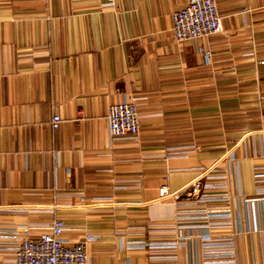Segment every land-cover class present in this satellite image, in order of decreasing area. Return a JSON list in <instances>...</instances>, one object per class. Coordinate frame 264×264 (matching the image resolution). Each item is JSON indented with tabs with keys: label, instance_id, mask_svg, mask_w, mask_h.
Listing matches in <instances>:
<instances>
[{
	"label": "crops",
	"instance_id": "0c3cea01",
	"mask_svg": "<svg viewBox=\"0 0 264 264\" xmlns=\"http://www.w3.org/2000/svg\"><path fill=\"white\" fill-rule=\"evenodd\" d=\"M216 1L222 32L177 43L190 0H0V208H56L71 245L97 238L89 264L171 258L126 248L141 240L178 242L163 264H264V0ZM130 96L139 135L114 139L109 108ZM213 168L228 199L188 197ZM194 206L231 217L169 233ZM44 222L0 211V229Z\"/></svg>",
	"mask_w": 264,
	"mask_h": 264
},
{
	"label": "built area",
	"instance_id": "2783aa9c",
	"mask_svg": "<svg viewBox=\"0 0 264 264\" xmlns=\"http://www.w3.org/2000/svg\"><path fill=\"white\" fill-rule=\"evenodd\" d=\"M105 7H114L115 0H103ZM223 30L222 17L216 0H190L188 5L174 13L173 34L177 43L188 40H196L218 34ZM206 61H211L209 52L203 51ZM143 99L138 97H126L119 103L109 108L108 127L112 138L136 137L139 135L141 124L138 114V106ZM62 117L54 115L51 128L57 131L60 128ZM263 176V175H259ZM225 171L217 168L204 170L199 178L195 179L187 187V195L190 198L202 201L228 199L226 192H219L216 187L204 184V179H225ZM180 193H170L165 184L159 189L160 199L176 198ZM102 204V203H98ZM254 206L255 201H251ZM55 209H32L24 205L1 207L2 213L22 214L30 218L37 216L47 224L29 223L19 228L0 229V247L11 251L15 260L13 264H89L88 245L96 241V237L86 234L85 239L71 245L64 239L67 231L65 221L56 217ZM202 208L194 206L190 209L178 210L174 222V228L168 230L175 233L176 229L188 227V222L212 219H229V214L212 213L209 216ZM222 225L218 223L217 225ZM230 226L231 224L228 223ZM129 250H137L150 253H172L167 259L151 258L152 264H163L161 261H176L178 248L177 241L149 242L141 240L126 244Z\"/></svg>",
	"mask_w": 264,
	"mask_h": 264
}]
</instances>
